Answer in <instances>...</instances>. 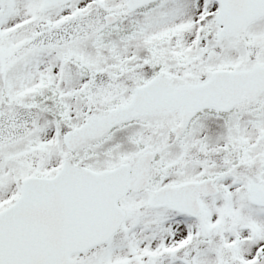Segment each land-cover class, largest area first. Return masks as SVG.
I'll use <instances>...</instances> for the list:
<instances>
[{
	"label": "snow or ice",
	"instance_id": "snow-or-ice-1",
	"mask_svg": "<svg viewBox=\"0 0 264 264\" xmlns=\"http://www.w3.org/2000/svg\"><path fill=\"white\" fill-rule=\"evenodd\" d=\"M0 264H264V0H0Z\"/></svg>",
	"mask_w": 264,
	"mask_h": 264
}]
</instances>
